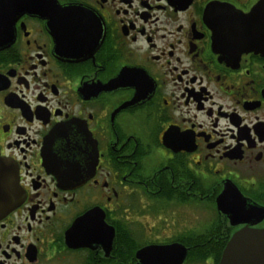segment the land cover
<instances>
[{"label": "flooded vegetation", "instance_id": "flooded-vegetation-1", "mask_svg": "<svg viewBox=\"0 0 264 264\" xmlns=\"http://www.w3.org/2000/svg\"><path fill=\"white\" fill-rule=\"evenodd\" d=\"M0 163V264L264 252V0H0Z\"/></svg>", "mask_w": 264, "mask_h": 264}, {"label": "water", "instance_id": "water-1", "mask_svg": "<svg viewBox=\"0 0 264 264\" xmlns=\"http://www.w3.org/2000/svg\"><path fill=\"white\" fill-rule=\"evenodd\" d=\"M212 10V7H209L206 11V15H208ZM19 196L20 191L17 186V178H15L13 173L10 171V166L0 163V214L11 210L12 207L19 201ZM225 196H230L232 210L236 209L233 203L245 201L237 189L230 190V193L223 192L220 195L219 203L228 202V198L226 199ZM243 236L244 235L238 233L237 236L233 237V241H231L227 246L226 256H224L221 260L222 264H229V260H233L229 258L231 254L230 250L234 249L235 244L239 241L238 239ZM260 237H264V235L258 233V235H255L251 239H259ZM235 260L237 261V264H264V252L238 256Z\"/></svg>", "mask_w": 264, "mask_h": 264}]
</instances>
